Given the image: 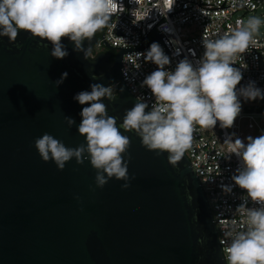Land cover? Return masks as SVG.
Returning a JSON list of instances; mask_svg holds the SVG:
<instances>
[{
	"label": "water",
	"instance_id": "water-1",
	"mask_svg": "<svg viewBox=\"0 0 264 264\" xmlns=\"http://www.w3.org/2000/svg\"><path fill=\"white\" fill-rule=\"evenodd\" d=\"M153 31L147 43L142 44L145 33L138 46L114 45L120 48L111 58L107 51L85 58L68 38L62 42L69 55L56 59L50 42L26 31L16 43L0 37V264H226L206 194L186 154L173 167L168 153L157 156L135 131L120 128L131 142V187L122 189L125 181L113 178L99 188L90 160L80 165L73 158L61 171L35 147L45 132L69 148L86 144L77 128L82 108L90 105L74 97L94 83L116 85L114 99L101 102L119 127L137 102L121 72L123 52L153 42L165 54L174 49L163 31ZM96 41L95 34L84 48ZM66 116L75 120L71 128Z\"/></svg>",
	"mask_w": 264,
	"mask_h": 264
},
{
	"label": "clouds",
	"instance_id": "clouds-1",
	"mask_svg": "<svg viewBox=\"0 0 264 264\" xmlns=\"http://www.w3.org/2000/svg\"><path fill=\"white\" fill-rule=\"evenodd\" d=\"M133 2L139 5L131 10L135 17L133 23H139L149 16L151 9H143L140 0ZM166 2L170 7L158 8L163 15L172 10L175 0ZM123 9L118 0H0V37L16 43L19 32L26 31L32 37L50 42V55L56 59L69 55L62 42L68 38L74 43V51L89 58L91 48L85 49L84 41L90 42L98 31L111 27L112 16ZM260 24L261 20L253 17L247 22L237 21L235 28L216 38L204 36L203 57L195 64L185 58L174 71L166 70L165 66L171 63L169 56L159 43H152L145 59L156 64L158 69L147 75L141 84L150 89L155 98L151 111H146L149 105L144 98L137 97L118 127L117 120L108 115L106 105L101 102L105 97L114 99L110 88L94 83L90 92L82 91L74 97L81 105H90L82 108V121L77 128L86 138V144L69 148L45 132L35 140L40 157L44 162L53 161L61 171L73 158L80 165L88 159L97 170V187L103 188L115 178L125 181L121 187L128 189L131 187L128 171L131 142L121 133L120 128H123L126 132L135 131L142 145L157 156L168 153V162L177 167L192 147L197 126L214 129L219 122L221 128H231L241 111L240 96L250 100L264 99V93L254 83L237 90L243 76L232 66L255 44L253 37ZM42 46L47 47L46 44ZM67 75L64 73L57 80L58 85ZM65 119L70 128L75 125L73 118L66 116ZM247 141L245 144L242 139L233 140L232 137L225 141L230 154L240 160L232 180L247 193L236 209L244 218L243 226L238 229L233 221L231 229L224 231L228 242L227 264H264V135L249 136ZM125 155H128L127 162ZM224 190L230 193L232 188L224 186ZM192 199L190 196L189 200ZM249 199L257 207H249ZM203 242V238L198 240V243Z\"/></svg>",
	"mask_w": 264,
	"mask_h": 264
},
{
	"label": "built area",
	"instance_id": "built-area-1",
	"mask_svg": "<svg viewBox=\"0 0 264 264\" xmlns=\"http://www.w3.org/2000/svg\"><path fill=\"white\" fill-rule=\"evenodd\" d=\"M118 2L124 6L123 12L112 16L111 27L102 30L103 37L101 33L93 45V52L104 46V39L116 50L120 47L114 45H140V36L143 37L159 19L157 14L163 15L158 8L170 7L166 0H140L142 8L151 11L145 20L133 23L135 17L131 10L138 8L139 5L133 0ZM263 3L264 0H175L172 10L152 26L144 36L142 44L155 36L154 28L157 32L163 31L174 48L166 54L171 61L170 65L165 66L166 70L174 71L177 64L185 58L195 64L205 52L204 36L216 38L229 32L236 27L237 21H244L245 13L256 11ZM253 38L255 44L241 54V58L232 66L238 68L243 76L237 85L238 91L254 83L264 93V33L254 34ZM155 43H159L163 48L160 42ZM150 46L123 52L121 72L130 92L137 97H143L151 108L155 98L150 89L146 86L141 87L146 76L158 69L156 64L145 59ZM239 100L241 111L233 127L221 128L219 122L214 129H200L197 126L193 134L192 147L185 152L195 167L206 194L224 258L228 247L224 231L231 229L233 221L236 222L238 229L243 226L244 218L236 213V209L247 196V193L232 180L240 160L235 154H230L225 141L229 137L233 140L240 138L247 144V137L264 135V99L258 97L250 100L240 96ZM224 186H230L232 191L226 192ZM248 206L257 207L250 199Z\"/></svg>",
	"mask_w": 264,
	"mask_h": 264
},
{
	"label": "rangeland",
	"instance_id": "rangeland-1",
	"mask_svg": "<svg viewBox=\"0 0 264 264\" xmlns=\"http://www.w3.org/2000/svg\"><path fill=\"white\" fill-rule=\"evenodd\" d=\"M253 17L259 18L261 20L259 30L255 34L264 33V3H263V6L261 8H258L256 11L245 13L244 22H247L248 19L253 18Z\"/></svg>",
	"mask_w": 264,
	"mask_h": 264
},
{
	"label": "flooded vegetation",
	"instance_id": "flooded-vegetation-1",
	"mask_svg": "<svg viewBox=\"0 0 264 264\" xmlns=\"http://www.w3.org/2000/svg\"><path fill=\"white\" fill-rule=\"evenodd\" d=\"M101 31V30H100ZM100 31H98L97 33H99ZM98 38V37H97ZM93 48V47H92ZM100 51H107V52H109L110 53V55H109V57L111 58L113 55H114V53L116 52V49L115 48H108V47H105V46H103V47H101L97 52H93V49H91L90 50V54L92 55V56H94V55H96L98 52H100Z\"/></svg>",
	"mask_w": 264,
	"mask_h": 264
},
{
	"label": "trees",
	"instance_id": "trees-1",
	"mask_svg": "<svg viewBox=\"0 0 264 264\" xmlns=\"http://www.w3.org/2000/svg\"><path fill=\"white\" fill-rule=\"evenodd\" d=\"M102 30L99 33H96V35H97L98 38L101 36ZM109 88L111 90V93H115V91H116V85L115 84H112L111 86H109Z\"/></svg>",
	"mask_w": 264,
	"mask_h": 264
}]
</instances>
